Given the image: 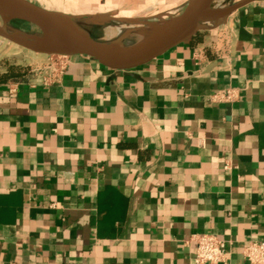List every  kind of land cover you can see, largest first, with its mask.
I'll return each instance as SVG.
<instances>
[{
  "label": "crops",
  "instance_id": "1",
  "mask_svg": "<svg viewBox=\"0 0 264 264\" xmlns=\"http://www.w3.org/2000/svg\"><path fill=\"white\" fill-rule=\"evenodd\" d=\"M29 1L127 44L188 0ZM214 7L233 9L143 66L71 56L55 83L50 54L0 36V73L28 67L0 82V264H196L201 233L228 243L218 264H250L245 246L264 240V0ZM228 87L235 101L212 99Z\"/></svg>",
  "mask_w": 264,
  "mask_h": 264
},
{
  "label": "water",
  "instance_id": "2",
  "mask_svg": "<svg viewBox=\"0 0 264 264\" xmlns=\"http://www.w3.org/2000/svg\"><path fill=\"white\" fill-rule=\"evenodd\" d=\"M217 0H188L175 17L133 45L107 43L92 38L78 28L73 16L44 9L29 0H0V36L34 52L64 53L91 60L111 70L128 71L143 66L175 45L190 39L209 20L221 24L233 8H215ZM21 20L33 26L36 34L21 32L11 25ZM39 41L44 48L37 47Z\"/></svg>",
  "mask_w": 264,
  "mask_h": 264
},
{
  "label": "built area",
  "instance_id": "3",
  "mask_svg": "<svg viewBox=\"0 0 264 264\" xmlns=\"http://www.w3.org/2000/svg\"><path fill=\"white\" fill-rule=\"evenodd\" d=\"M70 59L71 56L64 53L50 54L45 82H58ZM238 95L239 91L236 88L228 87L213 94L212 99L217 102H233ZM190 241L195 245L196 264H218L227 261L228 243L225 240L213 234L201 233L192 235ZM243 255L250 264H264V240L250 241L245 246Z\"/></svg>",
  "mask_w": 264,
  "mask_h": 264
},
{
  "label": "bare ground",
  "instance_id": "4",
  "mask_svg": "<svg viewBox=\"0 0 264 264\" xmlns=\"http://www.w3.org/2000/svg\"><path fill=\"white\" fill-rule=\"evenodd\" d=\"M209 20H202L199 25L208 24ZM161 23H150L144 27L138 28L134 31H132L130 34L126 36L127 44L133 45L137 43L138 41L142 40L144 37H146L148 34H150L153 31H156L160 27ZM37 47L44 48L45 43L43 41H39L38 44H36Z\"/></svg>",
  "mask_w": 264,
  "mask_h": 264
},
{
  "label": "trees",
  "instance_id": "5",
  "mask_svg": "<svg viewBox=\"0 0 264 264\" xmlns=\"http://www.w3.org/2000/svg\"><path fill=\"white\" fill-rule=\"evenodd\" d=\"M28 67H22L18 65H9L5 72L0 73V82L7 81L9 79H14L21 77L26 73Z\"/></svg>",
  "mask_w": 264,
  "mask_h": 264
},
{
  "label": "rangeland",
  "instance_id": "6",
  "mask_svg": "<svg viewBox=\"0 0 264 264\" xmlns=\"http://www.w3.org/2000/svg\"><path fill=\"white\" fill-rule=\"evenodd\" d=\"M166 21H168V20L167 19H161V20H157V21H155V20H147V21L143 22L142 24H140V26L138 28L144 27V26H146V25H148L150 23H154V22L163 23V22H166ZM28 50H30V49H28Z\"/></svg>",
  "mask_w": 264,
  "mask_h": 264
}]
</instances>
